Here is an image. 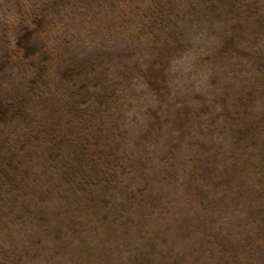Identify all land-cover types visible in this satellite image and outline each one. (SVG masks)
<instances>
[{"label": "trees", "instance_id": "1", "mask_svg": "<svg viewBox=\"0 0 264 264\" xmlns=\"http://www.w3.org/2000/svg\"><path fill=\"white\" fill-rule=\"evenodd\" d=\"M31 2L1 42L0 264L36 238L51 261L264 264V0ZM73 10L112 14L118 51L55 42ZM18 216L43 234L7 250Z\"/></svg>", "mask_w": 264, "mask_h": 264}, {"label": "rangeland", "instance_id": "2", "mask_svg": "<svg viewBox=\"0 0 264 264\" xmlns=\"http://www.w3.org/2000/svg\"><path fill=\"white\" fill-rule=\"evenodd\" d=\"M34 1V0H32ZM36 2L39 0H35ZM131 1V0H130ZM31 0H0V51H1V42H10L12 46L15 45V33L16 29L19 27L20 21L22 20V16L27 15L29 12H31ZM91 11H87L86 13H78L77 11L70 12L66 19L62 22L61 25H59L58 30L54 32V38H56L58 43H64L66 39L70 38L71 40V46L70 49L74 52L82 51L84 54H90L93 53L96 49H103L104 47L109 49L110 51H114L119 47V40L121 37L119 36V32L115 28L113 23V15L109 14L108 11L102 12L100 14L101 16L94 20L93 16L91 17ZM107 13V14H106ZM122 40V39H121ZM54 41V40H53ZM51 44V43H49ZM3 46V45H2ZM63 47L61 51H63ZM119 49V48H118ZM118 51V50H116ZM194 55V54H193ZM197 55H194V60H196ZM192 59V58H190ZM130 61V59H128ZM122 66V65H121ZM196 83L203 82L202 79H196ZM3 90L8 89L10 84L3 83ZM13 87L14 85L11 84ZM142 88H138L140 91ZM129 115V114H127ZM183 200V199H181ZM181 200H177L174 204H172L171 209H169V215L174 218V215L178 216V214L182 213V207L184 206V202ZM61 214L62 216L64 215ZM10 230H8V233L3 234V238L5 240V243L7 244L2 245L5 247V249L8 250V248L14 246L17 244V239L21 240V244L23 243L28 244L31 242L28 239V235H35L41 237L43 233H39L35 226L31 225L29 223L28 218L23 217H14V221L12 225L10 226ZM42 227H45L48 229V232L51 234H54L55 227L52 224L51 221H44L42 224ZM234 227V222L230 225V230H232ZM179 233L178 228L175 230H171L170 232H167L164 234L165 236L168 234V237L175 238L177 237L175 235ZM5 236V237H4ZM12 238H16L13 239ZM53 238V236H52ZM181 238V236H180ZM197 237H194L193 240H195ZM192 240V242H193ZM24 241V242H23ZM38 239L34 241L36 243V246L32 251L27 253V257L24 259H27L26 262H29V264H80V259L78 257L73 256V260L71 257H58L57 260L51 261L49 259V256H52V254L55 251L54 245L51 242L46 244L47 249H43L41 245H38ZM1 243H3L0 240ZM190 242V244H192ZM175 252H179L181 250H185V246L180 243H175L174 245ZM56 247V246H55ZM44 251L43 259L40 261L38 257H34V253L36 254V251ZM127 253H125L123 257V261L126 260ZM70 258V259H69ZM97 264V263H96ZM112 264H120L115 261H112ZM126 264V263H124Z\"/></svg>", "mask_w": 264, "mask_h": 264}]
</instances>
